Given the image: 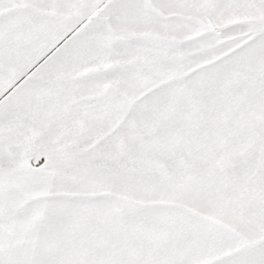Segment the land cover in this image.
Returning <instances> with one entry per match:
<instances>
[{
	"label": "snow or ice",
	"instance_id": "1",
	"mask_svg": "<svg viewBox=\"0 0 264 264\" xmlns=\"http://www.w3.org/2000/svg\"><path fill=\"white\" fill-rule=\"evenodd\" d=\"M0 264H264V0H0Z\"/></svg>",
	"mask_w": 264,
	"mask_h": 264
}]
</instances>
